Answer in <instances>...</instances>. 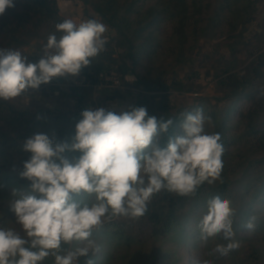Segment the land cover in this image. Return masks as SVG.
Here are the masks:
<instances>
[{
  "label": "clouds",
  "instance_id": "clouds-1",
  "mask_svg": "<svg viewBox=\"0 0 264 264\" xmlns=\"http://www.w3.org/2000/svg\"><path fill=\"white\" fill-rule=\"evenodd\" d=\"M14 6V0H0V15ZM55 28L38 63L29 62L20 50L0 48V100L11 101L57 77L77 76L90 58L106 50L108 29L99 19H65ZM259 94L264 96V87ZM181 115L183 134L169 137L165 146L159 137L168 133L173 120L149 116L143 106L119 114L87 108L75 134L65 141L42 133L27 138L22 149L31 156L20 176L30 187L12 192L14 225L0 226V264H43L49 257L53 264H78L80 257L101 251L92 238L94 230L114 218L146 215L153 196L194 197L204 183H223L221 136L205 130L211 118L202 109ZM66 153L79 155L69 158ZM236 215L228 199L217 195L207 201L197 224L200 239L206 244L219 235L227 241L209 255L227 256L240 247L233 229ZM256 219L250 217L244 227L254 230Z\"/></svg>",
  "mask_w": 264,
  "mask_h": 264
},
{
  "label": "trees",
  "instance_id": "trees-1",
  "mask_svg": "<svg viewBox=\"0 0 264 264\" xmlns=\"http://www.w3.org/2000/svg\"><path fill=\"white\" fill-rule=\"evenodd\" d=\"M78 1L92 8L116 33L113 38L116 48H111V41L107 42L106 48L111 49L101 52L95 60L90 58V65L82 69L85 80L91 82L90 88L105 80L102 75L114 71L120 73L123 78L129 74L137 76L136 85L146 91L155 86L166 91L170 87L161 77H155L156 71H152L154 77L151 74H136V69L144 57L155 66L166 53L164 51H167L174 54L179 62H185L187 44L192 35L194 40L208 33L212 36L238 38L239 32L254 20L258 3V0ZM14 5L0 15V48L20 50L35 41L43 47L49 34L56 31V24L65 20L60 15L57 0H14ZM127 62L131 63V67ZM214 75L217 83L226 90L222 99L253 100L249 110L240 115L232 134L226 132V123L227 113L232 111L233 107L220 109L206 106V117L211 118L212 124H206L205 130L220 134L224 146L223 164L229 165L230 161L236 159L232 156L233 145L246 144L249 147L252 145V148H264V96L259 94L255 97L260 91H253L256 79L264 76V51L258 54L252 72L224 68ZM73 89L80 97L74 109L68 112L40 109L31 113L29 110L13 109L0 100V111L3 107H8L11 111L7 120H3L5 123H1L0 117V226H11L14 223V214L9 210L12 197L8 194V188L22 191L30 187V181L21 178L22 170L19 164L14 162V156L18 152L30 159L31 153L22 149L23 142L34 134H47L57 142L68 140L75 134V125L81 119V112L86 109L81 92L78 91L86 92L89 89L87 86H76ZM137 100L135 107H146L149 116H155L158 120H173L168 133L159 137L162 146L166 145L169 137L179 136L184 117L173 114L168 101L157 99L151 92L149 94L145 91L137 93ZM66 155L71 158L79 153ZM240 161L241 158L238 157L237 162ZM245 166V171L239 179L234 180L224 174L223 183H204L194 197H181L167 192L153 196L144 215L151 225L149 239L161 241L162 245L172 239V243L179 241L185 247V253L180 252L181 255L174 258L170 264H185V258H188L186 249L193 252L194 264H201L205 259L213 260L214 264H264V156L247 160ZM217 195L230 200L231 207L237 210L233 229L240 247L227 256L209 255L217 244H226L227 241L218 235L209 238L205 244L201 241L197 228L198 222L207 211V201ZM252 216L257 219L254 230L250 231L244 225ZM118 225H122L121 222H108L100 230L106 233L110 226L119 227ZM191 229L194 236L185 241ZM108 233L113 234L111 231ZM115 233L119 234V239H129L125 238L124 232ZM189 241L192 243L186 247ZM64 247L70 249L71 245ZM174 249V246L170 245L166 253H173ZM105 256L109 261V251ZM87 257H80L78 264H84L88 260ZM53 259L49 257L43 264H53ZM143 264L168 263L166 258L159 254L147 259Z\"/></svg>",
  "mask_w": 264,
  "mask_h": 264
},
{
  "label": "rangeland",
  "instance_id": "rangeland-1",
  "mask_svg": "<svg viewBox=\"0 0 264 264\" xmlns=\"http://www.w3.org/2000/svg\"><path fill=\"white\" fill-rule=\"evenodd\" d=\"M57 2L60 15L65 19H72L75 23L87 19H99L104 23L92 8L85 6L81 1L57 0ZM255 14L254 20L241 33L239 32L238 38L212 36L208 33L206 36L202 34L194 40L192 35L191 40L187 44V59L185 62H179L174 54L167 51H164L166 53L161 56L155 66H152L151 61L144 57L136 69V74H151L154 77L152 71H156L155 77L159 76L168 83L170 89L167 91L160 89L158 86L146 91L136 85L137 76L129 74L123 78L120 73L114 71L107 74L109 80L105 79L102 83L90 88L91 82L85 80L86 78L81 71L77 76L54 78L49 83L42 84L38 89H28L21 96L5 102L13 109L29 110L31 113H36L40 109L68 112L74 109L80 97L73 88L76 86H87L89 90L86 92L83 90L78 91L81 92L80 95L86 109L92 108L96 110L103 107L119 114L135 107L138 101L137 93L145 91L149 92V94L151 92L157 99L168 101L171 112L177 115L195 113L197 109H202L203 114L207 116L205 111L208 105L220 109L233 107V110L227 113L228 121L226 123V132L232 134L240 115L249 110L253 100L249 98L227 101L222 99L226 94V90L217 83L214 73L224 68H229L233 71L246 70V73L252 72L253 67L256 65L258 54L264 51V0H258ZM107 29L104 35L107 38V42L111 41V48L114 49L116 47L113 38L116 33L109 26H107ZM191 45L192 47L190 48ZM111 48L108 47L106 49L110 50ZM42 50L43 47H40L38 41L20 49L22 54L29 56L28 59L31 63H38ZM118 60L119 62L121 61V59ZM127 64L131 67L130 62H127ZM96 65L99 66L98 64ZM212 77L213 79L210 80ZM262 87H264V76L256 79L255 90L253 91H260ZM257 96H259L258 92L255 97ZM3 108L5 110L1 109L0 111L1 123H5L3 120H7L11 112L8 107ZM179 133V135H182V130ZM250 146L246 144L233 145L232 156L236 157V159L230 161L229 165H224L221 174L222 178L224 174H227L234 180L239 179L245 171L247 160L264 156V148L261 146L252 148V145ZM15 151H18L17 147ZM237 156L241 158L240 162H237ZM28 159V156L19 152L14 156V162L19 164L21 170H23L24 162ZM8 190H10L8 194L12 197L14 188L11 187ZM113 222H121L122 225H118L119 227L110 226L108 232L111 231L113 233L111 235L106 231V233H102L100 229L93 231L92 238L100 245L101 251L96 256L91 253L87 255L88 260L84 264H88L89 260H92L93 264H107L108 262H110L109 264H143L147 259L159 254L163 255L167 263L170 264L173 263L174 258H178L181 253H185V247L179 241L172 243V239H169L162 245L161 241L150 240L151 225L146 216L138 219L118 217L111 221V223ZM13 225L14 223L11 224V226ZM116 231L124 232L125 238H129V242L126 239H119V234H114ZM191 232L192 229L186 236L185 241L187 238L194 236V232ZM191 243L192 241L187 242L186 247L190 246ZM170 245L174 246L175 249L173 253L167 254L166 250ZM75 246L73 244L71 248ZM107 251L111 254L109 261L105 256ZM186 252L188 258H185V264H194L193 252H188L187 249Z\"/></svg>",
  "mask_w": 264,
  "mask_h": 264
},
{
  "label": "built area",
  "instance_id": "built-area-1",
  "mask_svg": "<svg viewBox=\"0 0 264 264\" xmlns=\"http://www.w3.org/2000/svg\"><path fill=\"white\" fill-rule=\"evenodd\" d=\"M102 76H103L105 79L109 80V79H108V75H106V76H105V75H102ZM212 79H213V77H212L210 80H212Z\"/></svg>",
  "mask_w": 264,
  "mask_h": 264
}]
</instances>
